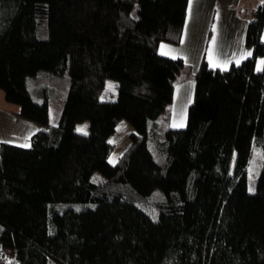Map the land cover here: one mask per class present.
Returning <instances> with one entry per match:
<instances>
[{
  "label": "trees",
  "instance_id": "1",
  "mask_svg": "<svg viewBox=\"0 0 264 264\" xmlns=\"http://www.w3.org/2000/svg\"><path fill=\"white\" fill-rule=\"evenodd\" d=\"M187 6L0 0V89L40 125L27 147L0 142V264H264V0L253 56L203 60L185 126L163 129L184 62L158 46L180 42ZM121 120L129 145L110 164Z\"/></svg>",
  "mask_w": 264,
  "mask_h": 264
},
{
  "label": "crops",
  "instance_id": "2",
  "mask_svg": "<svg viewBox=\"0 0 264 264\" xmlns=\"http://www.w3.org/2000/svg\"><path fill=\"white\" fill-rule=\"evenodd\" d=\"M258 1L261 0H188L187 14L180 40V43H185V52L190 49L193 53L196 44L201 46V41L206 38L205 56L207 55V63L211 67L227 69L230 65L238 64L245 58L253 56V49L246 46L245 37L248 22L254 17L255 4ZM218 10L221 12L217 16ZM209 26H211L210 31L208 30ZM263 33L264 23L260 39ZM206 34L207 36H205ZM196 39H198L197 43ZM210 39L208 51L207 45ZM163 55L182 58L179 55ZM259 58L256 57L255 66L259 62ZM182 60L184 61V58ZM260 60L262 61V59ZM191 81H189V87L194 89ZM179 84L182 85L181 81ZM180 85H177L174 91L175 94H178V104L172 105L170 108L172 115L169 127L171 128L185 126L187 109L193 99L192 94L189 96L187 91L182 96ZM100 99L105 101L101 96ZM3 100L2 103L0 102V142L12 143L11 141L14 140L16 142L14 144L27 147L26 145L31 143L32 136L40 129V125L19 118L16 115L18 110L9 109L4 103L6 102L5 98ZM186 105H188L187 109Z\"/></svg>",
  "mask_w": 264,
  "mask_h": 264
},
{
  "label": "rangeland",
  "instance_id": "3",
  "mask_svg": "<svg viewBox=\"0 0 264 264\" xmlns=\"http://www.w3.org/2000/svg\"><path fill=\"white\" fill-rule=\"evenodd\" d=\"M261 1H258V3L255 4V7L258 8V6L261 4ZM221 12V10H218L217 12V16L218 14ZM211 26H209V31H210ZM214 32V31H213ZM212 33V30H211ZM207 36V34L205 35ZM207 39H203V41H201V46L196 44V49L195 51L192 53L190 49H188L185 52V43L183 42H179L178 44H170V43H166V42H161L158 46V52L160 54H168L171 56H180L182 58H184V66L180 69V75L176 78L175 80V84L177 87V85H180L179 82L181 81L182 85H180L179 90L182 92V96H184L185 91H187V93H189V96H193V87H189V81L194 79V75L196 70L198 69L199 65L201 64V62L203 60L207 61V55L205 56V51H206V41ZM198 39H196V43H197ZM261 41L264 42V33L261 37ZM210 43H211V39L208 42L207 45V50L209 51L210 49ZM208 54V53H207ZM171 58H176V57H171ZM261 58H259V62ZM257 63L256 65V70L261 68V64ZM181 78V80H180ZM192 86L194 85V81L192 82ZM111 84L114 87L112 88L111 91L107 90V86ZM117 82L111 78H108L105 82V86H104V90L102 92L101 98L105 99V101H109V100H114L117 96ZM116 85V86H115ZM189 87V89H188ZM180 93V92H179ZM175 94V93H174ZM178 94H175V97L173 96V103L170 104V106L167 107L166 111L160 116V120L162 122V128L165 129L167 127L170 126L171 124V107L172 105L178 104ZM4 93L3 91L0 89V102L2 103L4 100ZM7 107L11 110H18V106L15 104H11L8 102H4ZM186 105V109H187ZM62 110V104H58V103H51L49 105V117H48V122L50 125H55L58 122L60 113ZM32 123V122H30ZM120 129L119 131L117 129ZM75 130L78 131L79 133H88L89 132V122L88 121H84L81 123L76 124L75 126ZM82 130V131H79ZM132 131L131 126L124 120H121L115 130V133L112 137V141H114L113 143L115 144V147L113 149V151L111 152L110 156L108 157V162L111 164H114L118 157L124 152V150L127 148V146L129 145V133ZM13 144L16 143L14 140L11 141ZM29 144H27L26 146H28ZM101 178L100 173L95 172L92 175V180L97 181Z\"/></svg>",
  "mask_w": 264,
  "mask_h": 264
},
{
  "label": "snow or ice",
  "instance_id": "4",
  "mask_svg": "<svg viewBox=\"0 0 264 264\" xmlns=\"http://www.w3.org/2000/svg\"><path fill=\"white\" fill-rule=\"evenodd\" d=\"M249 55H251V53H249ZM261 65H264V60H262V61H260L259 62ZM258 70H264V69H258ZM114 86L113 85H111V84H109L108 86H107V90L108 91H111L112 90V88H113ZM118 131L120 130L119 128L117 129ZM79 131H82V130H79ZM114 141H109V143H113Z\"/></svg>",
  "mask_w": 264,
  "mask_h": 264
},
{
  "label": "built area",
  "instance_id": "5",
  "mask_svg": "<svg viewBox=\"0 0 264 264\" xmlns=\"http://www.w3.org/2000/svg\"><path fill=\"white\" fill-rule=\"evenodd\" d=\"M7 257H12V252H7Z\"/></svg>",
  "mask_w": 264,
  "mask_h": 264
}]
</instances>
